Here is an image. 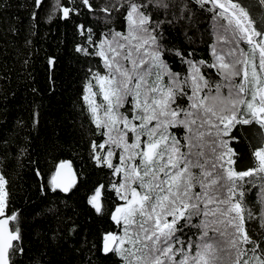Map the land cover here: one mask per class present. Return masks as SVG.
Here are the masks:
<instances>
[{"label": "snow or ice", "instance_id": "snow-or-ice-1", "mask_svg": "<svg viewBox=\"0 0 264 264\" xmlns=\"http://www.w3.org/2000/svg\"><path fill=\"white\" fill-rule=\"evenodd\" d=\"M11 7L3 0L0 13ZM24 7L25 44L41 18L67 22L81 38L74 47L85 58L81 135L90 137L94 169L108 177L85 200L92 220L109 222L88 247L89 264L101 257V264H264V0H31ZM6 23L7 34L20 35L18 15ZM39 123L34 112L31 123L18 120L0 133V264H62L82 250L80 225L54 202L88 183L71 160L53 157L47 169L33 170L42 201L34 219L50 221L35 257L23 233L26 214L11 206L5 170L32 161Z\"/></svg>", "mask_w": 264, "mask_h": 264}, {"label": "trees", "instance_id": "trees-1", "mask_svg": "<svg viewBox=\"0 0 264 264\" xmlns=\"http://www.w3.org/2000/svg\"><path fill=\"white\" fill-rule=\"evenodd\" d=\"M9 3L12 7L6 13H0V133L7 134V130L16 127L18 120L31 123L34 112L39 113L40 120L31 134L32 161L24 158L5 170L13 194L11 206L26 214L23 233L28 242V255L35 257L38 255L39 234L50 221L34 219L42 201L35 196L38 178L33 170L37 167L47 169L51 165L46 164V160L51 161L53 157L71 160L79 179H87L88 183L75 195L60 193L64 200L56 199L54 202L80 225L82 250L61 259L62 264H89L88 247L94 241L98 242L99 232L109 222L92 220L85 200L88 189L96 181L103 182L108 177L106 170L94 169L89 158L90 137L81 135V125L85 122L80 113L85 58L74 51L81 38L67 22H48L41 18L38 30L30 37L31 43L25 44L28 15L24 5L30 4L31 0H9ZM17 15L20 17L18 26L21 32L13 37L6 32V21L14 20ZM80 19L85 20L83 17ZM94 20L95 17H89L85 23ZM49 57H53L55 63L49 64ZM24 59L28 60V64L23 63ZM254 132L255 129L250 131L249 136L253 137ZM241 150L245 153L244 163L247 165L251 153L246 144ZM252 191L255 193L257 189ZM52 203L51 200L47 202L48 206ZM102 260L101 257L97 264H101Z\"/></svg>", "mask_w": 264, "mask_h": 264}, {"label": "water", "instance_id": "water-1", "mask_svg": "<svg viewBox=\"0 0 264 264\" xmlns=\"http://www.w3.org/2000/svg\"><path fill=\"white\" fill-rule=\"evenodd\" d=\"M73 168H74V170L76 171L75 167H73Z\"/></svg>", "mask_w": 264, "mask_h": 264}, {"label": "bare ground", "instance_id": "bare-ground-1", "mask_svg": "<svg viewBox=\"0 0 264 264\" xmlns=\"http://www.w3.org/2000/svg\"><path fill=\"white\" fill-rule=\"evenodd\" d=\"M73 163V162H72ZM73 167H74V165H73ZM77 172V171H76Z\"/></svg>", "mask_w": 264, "mask_h": 264}]
</instances>
